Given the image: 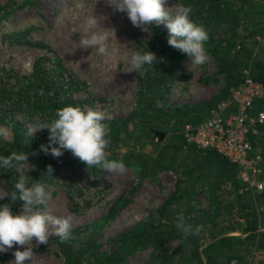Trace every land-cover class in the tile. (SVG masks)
I'll list each match as a JSON object with an SVG mask.
<instances>
[{
	"label": "rangeland",
	"instance_id": "1",
	"mask_svg": "<svg viewBox=\"0 0 264 264\" xmlns=\"http://www.w3.org/2000/svg\"><path fill=\"white\" fill-rule=\"evenodd\" d=\"M227 1L238 11L234 30L227 22L212 18L205 5L197 15L196 2L200 0H167L166 8L189 2L192 8L189 18L194 17V23L207 33L212 32L215 38L223 39L224 43L227 37L235 43L229 50H222L227 54L226 66H220L207 52L209 60L202 66L193 65L185 55L170 75L166 26L153 24L161 36L152 25L145 31L134 27L126 13L116 12L108 5L110 0H0V85L10 86L17 92L18 87L33 79L36 66L45 78L62 75L72 80V90L66 94L60 91L59 98L68 97L67 106L106 113L107 118L102 123L109 129L105 137L110 140L106 148L108 159L122 160L126 167L124 173L107 172L99 166H94L93 170L71 156L70 167L40 181L49 198L46 205L34 206V210L70 218V238L62 242L58 236L50 235L48 244L39 246L33 239L34 255L26 264H64L68 255L78 259L75 264H112L104 259L118 247H122V258L114 264H199L192 253L195 247L202 250L208 242L222 235L244 237L239 202L252 201L253 195L260 193L241 180L238 167L227 171L219 165H211L196 173L192 159L185 157L184 152H177L174 146L160 157L161 163L172 167L169 169L148 168L133 159L136 154L155 156L162 143L186 148L177 140L182 129L198 117L204 119L216 103L231 94L240 84H237V72L242 74L248 70L250 73L249 61L237 51L241 41L252 48L254 59L264 62V36L251 35L255 31L253 19L264 11V0ZM169 10L174 11V8ZM91 13L97 16L101 27L86 32L84 22ZM111 29L115 31V38ZM96 30L109 34V56L98 55L95 48H80L81 36ZM147 50L160 62H154L143 77L134 71L126 72L125 55ZM231 64L235 67L229 70ZM29 91L31 95L36 91V95L45 99L43 89ZM21 100L25 101V97ZM256 106L264 111L263 105ZM0 109L4 110L0 114L4 121H0L4 133L0 134V143L11 141L6 125L11 119L20 121L28 129L50 124L56 118L39 111L33 113L31 107L17 105L14 98ZM159 109H165L166 113L161 114ZM45 129L37 130L33 136L37 139L49 136ZM262 136L261 130L254 139V148L263 156L260 178L264 180ZM2 146L1 151L9 155L17 153L7 145ZM28 163L31 168L26 174L30 176L35 167ZM146 163L151 161L148 159ZM178 186L185 192L172 207L171 197ZM0 188H7V181L1 175ZM162 207L168 211L164 216L158 213ZM188 207L190 211H186ZM259 207L264 213V202H260ZM175 208L179 209L177 215L182 214L193 226H202L199 235H191L186 240L175 236L167 238L166 232L178 233L177 216L172 213ZM158 224L164 231L156 230L163 242L139 246L128 243L134 230H150ZM183 240L185 247L178 250ZM16 250L24 249L14 245L0 253V264H12V253ZM235 250L233 254L237 256L222 257L217 264H264L262 242L244 240L235 245Z\"/></svg>",
	"mask_w": 264,
	"mask_h": 264
},
{
	"label": "clouds",
	"instance_id": "2",
	"mask_svg": "<svg viewBox=\"0 0 264 264\" xmlns=\"http://www.w3.org/2000/svg\"><path fill=\"white\" fill-rule=\"evenodd\" d=\"M166 3L167 0H110L108 5L116 12L126 13L131 24L143 31L147 26L164 24L168 30L167 44L186 55L193 65H204L209 60L204 46L208 40V33L189 18L192 12L190 5L176 4L166 8L164 6ZM170 8H174V11H170ZM84 23L86 32L101 27L97 16L93 13ZM108 35L101 30L90 31L89 35L81 36L80 48H95L98 55L109 56ZM111 35L115 38L114 29H111ZM124 60L128 65L126 72L134 71L141 77L148 73L149 68H153L154 62H160L156 55L148 50L134 51L130 56L125 55ZM55 115L56 118L50 124L39 128L30 127L26 133L32 137L37 130L48 129V144L40 146V151L45 155L50 154L54 158H59L67 150L86 167L99 166L107 172L115 173L126 171L122 160L108 159L109 153L106 152V148L110 140L105 138L109 129L102 123L107 118L104 111L65 106L57 109ZM0 134H4L2 129ZM0 168L18 174L13 191L0 188V200L7 197L11 203L22 202V210L17 215L12 214L10 204L0 205V253L7 252L14 245L17 248L23 247V251L16 250L12 253L14 256L12 264H26L34 255L33 239L36 241V246H39L48 244L50 235L58 236L62 242L70 238V218L34 210V206L46 205L49 197L42 184L29 185V177L26 174L31 168L28 154L19 152L0 156ZM52 172L53 168L49 165L47 173L51 175ZM176 227L185 238L199 235L202 230V226L185 223L182 214L177 216ZM50 228L53 231L50 232Z\"/></svg>",
	"mask_w": 264,
	"mask_h": 264
},
{
	"label": "trees",
	"instance_id": "3",
	"mask_svg": "<svg viewBox=\"0 0 264 264\" xmlns=\"http://www.w3.org/2000/svg\"><path fill=\"white\" fill-rule=\"evenodd\" d=\"M34 1V0H32ZM192 4V3H190ZM194 4V3H193ZM183 5L189 6L188 3H184ZM196 14H199L200 8L204 5L207 7L208 12L210 13L211 17L216 19L217 21H225L227 22L231 28L234 30L236 24L238 22V11L233 9L230 3L227 0H200V3L196 2ZM252 14V13H250ZM253 16V15H252ZM254 17H252L253 19ZM254 20V25L252 28L255 29L251 33L252 36L260 35L264 36V11H261L256 19ZM192 21L194 17H192ZM153 26V25H152ZM154 31H156L159 36H161V32L158 31L154 26L152 27ZM205 29V28H204ZM206 30V29H205ZM226 42L224 43L223 39L215 38L213 33H208V40L205 42V49L207 53L216 58L220 66L227 65V54H224L222 51L223 48H227L228 50L232 48L235 43L232 41L231 37H227L225 39ZM166 42V40H165ZM165 47L169 50V59L171 62V66L168 68V74L173 75L175 72V66L179 62V60L185 56L179 50L173 49L170 47L167 42L165 43ZM238 52L244 55V58L249 61V68H250V76L262 83L264 85V62L259 59H254L252 57V48L248 47L244 41L239 43ZM233 64L228 66V69L234 68ZM237 77V84L242 80V74L237 72L235 74ZM73 81L66 80V77L62 75L56 76L53 79H48L43 77L40 73L39 68L36 66L34 70V77L28 82L26 85H22V87H18L17 92L13 90L12 87L8 86H1L0 85V107L5 108L6 102L12 98L16 100V104L21 106H29L31 107L34 112H41L42 115L48 116H56L55 113L57 109L67 106L69 98L60 99L59 92L63 91V94L71 91L73 88ZM43 89L44 90V98L40 97V95H36V91L34 95L30 94L29 90L33 89ZM65 88V89H64ZM28 89V90H27ZM25 97V101H22L21 98ZM257 105H263L264 107V99H261L257 102ZM37 107V108H36ZM0 114L4 111L0 109ZM158 112L161 114H165V109H159ZM202 117H198L197 121H193V124L202 120ZM0 121H3V117L0 115ZM4 122V121H3ZM6 125L8 126L10 133H11V141H2L0 143L7 145L9 149L15 150L17 153L25 152L28 154V161L34 164V171L33 174L28 176L29 177V185L39 183L43 180H48L49 177H54L58 170L62 168H68L71 166L70 159L72 154L70 151L65 150L63 155L56 159H50L52 155H45L42 151H40L41 145L48 144L49 136L42 135V139H37L36 137L32 136L29 137L27 133V127L23 125L20 121L12 120L7 122ZM47 130V129H45ZM263 134V141H264V125L261 128ZM177 140L181 143H184L181 137V134L177 135ZM55 146V145H54ZM174 146V149L177 152H184V156L191 158L194 163V172H199L203 169L210 167L211 165H219L221 168L227 171H234L236 169V165L229 162L225 157L213 152L208 151L206 153H201L200 151L194 149L193 147H186L183 148L182 145H175L174 143H162L159 146V149L155 156H147L145 154H136L133 155L134 158L141 165H144L148 168H160V169H169L172 168L171 166L161 163L160 157L163 156L168 149ZM6 147V146H5ZM3 148L0 147V156H8L9 154L7 151H1ZM33 153H36L33 155ZM151 161V163H146L147 160ZM51 165L53 168V172L50 174L47 173L48 166ZM91 169H95L91 167ZM0 175L4 177L7 181V190L9 192L13 191V185L15 181L18 179V174L14 171H10L4 168H0ZM234 190L237 191L236 180L233 179ZM184 189L182 187H177L172 194L170 205L173 207L174 204L178 201L179 197L183 194ZM260 202H264V194H254L253 200H243L239 202L240 208V218L243 220L242 224V233H244V237L241 238L237 235H222L212 239L210 242L206 244V246L199 250L198 247H195L192 251L194 259L199 264H217V261L222 257H230V256H237L234 255L235 253V245L237 243H244L245 241L248 242H262L264 243V213L260 210L259 204ZM10 204V210L13 215L22 208V202L17 201L15 203H11L10 200L6 197L4 200H0V205ZM190 207L186 209V211H190ZM160 216H164L165 213L168 211L165 207H162L158 211ZM174 216H178L179 209L175 208L172 211ZM177 220V218H176ZM185 223L191 224V222L185 219ZM194 225V224H193ZM162 225L158 224L156 227L148 230V229H138L134 230L132 235L128 238V243L133 244V246H139L142 243H150V242H163V238L158 231H161ZM158 230V231H156ZM167 238L176 237L187 239L183 236V234L178 230V233L174 235L172 232H166ZM183 240L178 247V250L184 249L186 241ZM234 253V254H233ZM233 254V255H232ZM122 258V247H118V250L113 252L112 254L105 257L104 262L107 263H116ZM78 259L71 257L70 255L67 256L66 261L64 264H75Z\"/></svg>",
	"mask_w": 264,
	"mask_h": 264
},
{
	"label": "built area",
	"instance_id": "4",
	"mask_svg": "<svg viewBox=\"0 0 264 264\" xmlns=\"http://www.w3.org/2000/svg\"><path fill=\"white\" fill-rule=\"evenodd\" d=\"M261 99L264 85L244 70L231 94L216 103L204 119L187 124L180 134L184 146L225 157L239 168L245 184L264 193V180L260 178L263 156L254 148V139L264 125V111L256 106Z\"/></svg>",
	"mask_w": 264,
	"mask_h": 264
}]
</instances>
